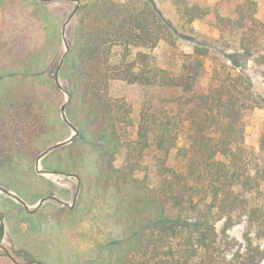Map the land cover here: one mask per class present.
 <instances>
[{"label":"trees","instance_id":"obj_1","mask_svg":"<svg viewBox=\"0 0 264 264\" xmlns=\"http://www.w3.org/2000/svg\"><path fill=\"white\" fill-rule=\"evenodd\" d=\"M20 1L46 4L0 0V9ZM255 13V0H236L232 14L216 13L221 49L207 86L201 83L204 46L184 53L178 71L158 63L154 49L171 32L180 34L152 0H81L73 42L50 62V26L39 10L25 11L14 30L0 25V167L19 159L35 163L50 146L48 106L65 93L55 78L64 54L59 77L70 94L67 117L79 134L43 160L61 150L79 158L81 142L94 155L95 172L81 177L80 189L89 182L115 189L121 199L129 232L87 264H264V128L256 154L246 144L244 123L247 112L264 108V93L245 72L253 60L264 77V22ZM116 81L177 96L169 108L145 103L135 120L110 92ZM239 221L246 224L244 240L231 244L227 230Z\"/></svg>","mask_w":264,"mask_h":264},{"label":"rangeland","instance_id":"obj_2","mask_svg":"<svg viewBox=\"0 0 264 264\" xmlns=\"http://www.w3.org/2000/svg\"><path fill=\"white\" fill-rule=\"evenodd\" d=\"M152 1L164 20L180 34L179 37H173L171 32L170 38L154 49L158 63L172 71H178L184 53L193 52L194 44L204 46L207 48V56L201 83L204 86L209 85L213 72V56L221 49L219 42L221 33L216 26L215 15L217 12L223 15L232 14L236 0ZM255 1V16L264 22V0ZM43 2L46 4L42 6L35 2L31 4L29 2L24 6L20 1L16 8H11L9 3L5 4L6 8L0 9V25H4L7 29L5 31L14 30V25L18 24L21 27L25 11L34 13L39 10L45 17L44 22L50 26L47 39H52L53 43L46 41L48 47L46 60L50 62L54 54L59 57L66 46L73 42L75 36L73 18L66 24L65 22L77 1L43 0ZM192 6L195 9L189 11ZM192 16L195 19L190 21ZM16 35L20 36L18 29ZM20 54V51L15 52V55ZM63 58L64 54L59 68ZM59 68L55 70V78ZM261 71V66L253 60L248 61L245 72L254 86L264 93V77L261 76ZM58 81L65 93L61 96L54 95L48 106L49 117L54 125L49 134L51 139L49 147L75 134L73 128H68L62 123L60 109L64 103L67 102L68 105L69 98L60 77ZM110 92L129 105L135 120L138 119L140 108L145 103L154 102L158 107L169 108L168 106L173 105L171 98L177 96V92L173 90L121 81L113 82ZM244 123L246 144L257 154L260 152L259 138L264 128V108L247 112ZM78 149H83L80 159L77 157L74 160L70 159L66 150L57 152L48 160H43L44 156L40 159L39 168L66 173H39L36 170V162L30 163L23 159L0 167V187L19 195L30 209L34 210L45 196H55L68 203L66 205L50 197L37 210L30 212L18 199L0 188L2 228L0 237L4 234L0 243L6 248L5 250L0 247V264H87L90 260L103 257L110 243L122 238L125 232H129V225L122 218L120 210L121 199L115 189L111 188L105 192L89 187V182L87 189L83 191L80 189L81 177L87 178L94 174L95 165L94 155L87 145L78 142L75 151ZM148 163V160L143 163L145 172L149 170ZM216 227L222 235L224 221H219ZM245 231V222L239 221L230 227L226 234L231 244L236 245L237 242H243Z\"/></svg>","mask_w":264,"mask_h":264},{"label":"water","instance_id":"obj_3","mask_svg":"<svg viewBox=\"0 0 264 264\" xmlns=\"http://www.w3.org/2000/svg\"><path fill=\"white\" fill-rule=\"evenodd\" d=\"M76 1H77V5L74 7V9H73L72 13L70 14V16L67 18L65 24H66L69 20H71V19L74 17L75 13L77 12V9H78V7H79V5H80L81 0H76ZM62 62H63V59H62ZM61 64H62V63H61ZM59 70H60V68L58 69V73L56 74V80L59 79ZM68 94H69V93H68ZM69 100H70V94H69V99H68V101H69ZM66 105H67V102L64 103V104L62 105V107H61V113H62V116H63L64 120L74 128V130H75V134H74L71 138H69V139H67V140H64V141H61V142H59V143H56V144H54L53 146L49 147L48 149H46L44 152H42V153L37 157V160H36V170H37V172H39V173H66V172H64V171H60V170H47V169H41V168H39V162H40V159H41L43 156H45V155L48 154L50 151H52L53 149H55V148H57V147H59V146H61V145H65V144H67V143H70V142L73 141V140L78 136V134H79V130H78L76 127L73 126V124L69 121V119H68V117H67V114H66ZM0 188H1L3 191L8 192V191H6L5 189H3L2 187H0ZM8 193L11 194L12 196H14L16 199H18V200L23 204V206H24L28 211H30V212L37 210V209H38V208H39V207H40V206L46 201V199H48V198H50V197H53V198L57 199L58 201L62 202L63 204L68 205L67 202L62 201V200L58 199V198L55 197V196H45V197H43V198L40 200V202L38 203V206L33 210V209H30V208H29V206H28V204L26 203V201H25L23 198H21L19 195L14 194V193H12V192H8ZM3 235H4V234H2V236L0 237V242L3 240ZM0 247L4 248V247L1 245V243H0ZM4 249L6 250V248H4ZM15 262H16V261H15Z\"/></svg>","mask_w":264,"mask_h":264}]
</instances>
